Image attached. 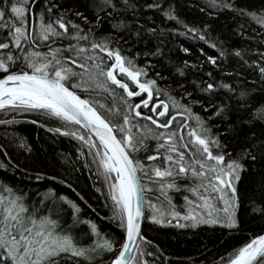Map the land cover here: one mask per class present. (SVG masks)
<instances>
[{"label":"snow or ice","instance_id":"1","mask_svg":"<svg viewBox=\"0 0 264 264\" xmlns=\"http://www.w3.org/2000/svg\"><path fill=\"white\" fill-rule=\"evenodd\" d=\"M144 8L159 13L162 21H175L183 31L146 27L137 19ZM200 11L209 16L230 14L240 21L236 35L248 40L262 38L254 51L210 44L219 54L207 56L211 65L235 57L241 72L251 69L257 74L253 87L245 81L239 88L220 85L235 94L233 107L218 105L208 97L192 98L193 93L186 90V95L177 99L160 87L158 81L165 78L159 72L157 78L142 82L147 70L139 68L136 57L126 55L120 47L121 41L127 44V37L133 34L138 41L145 34L159 41L156 52L146 56L161 53L160 46L173 35H191L208 43L209 25L189 27L171 0H86L84 11L66 7L62 0H0V111L6 115L40 112L62 121V127L48 131L71 136L82 148L87 147L88 152L81 150L80 155L93 157L96 175L107 185V193L96 188L105 199L103 207L111 208L106 219L122 233L120 240L112 239L94 221L81 219L80 205L66 196L59 200L70 207L73 223L63 227L59 222L62 206L54 213L55 219L51 209L42 215L40 206L47 195L37 193L40 199L33 202L28 193L0 180V264H95L104 256L110 257L108 264H151L148 257L154 253L141 247L152 244L146 238L145 222L173 225L175 221L174 226L181 229L202 224L238 228L237 184L245 171L244 161H255L257 153L264 158V135L253 133L244 153L232 159L211 122L219 119L223 123L227 109V113L242 112L238 118L251 121L253 127L264 123V0L259 8L245 0H207ZM110 21L115 23L101 36L103 24ZM249 30L255 36L246 35ZM180 75H184L182 70ZM125 78L138 90L130 88ZM216 87L207 83L201 91L215 96ZM116 89L124 95L117 97ZM134 97H140V102H130ZM196 105L211 115L202 117L194 111ZM143 108L149 114H143ZM15 123V115L0 119L2 125ZM68 126H78L80 131ZM4 147L0 145V150ZM20 147L31 151L24 143ZM142 151L147 163L136 158ZM150 151L154 154L148 155ZM3 154L8 155L6 151ZM8 167L14 165L0 162V168ZM149 193L155 194L154 199ZM176 194L185 202L183 212L173 202ZM79 198L84 201L83 196ZM81 224L89 229L84 235L93 238L90 244L72 234ZM219 264H264V235L220 257Z\"/></svg>","mask_w":264,"mask_h":264},{"label":"trees","instance_id":"2","mask_svg":"<svg viewBox=\"0 0 264 264\" xmlns=\"http://www.w3.org/2000/svg\"><path fill=\"white\" fill-rule=\"evenodd\" d=\"M171 2L175 5L180 19L189 27L199 29L203 28L204 23L209 25L208 43L193 39L191 35L187 37L173 35L160 46L161 53L146 56L145 53L156 52L159 41L147 34L139 41L134 34L131 37L125 34L129 42L125 44L121 41L120 47L124 49L126 55L136 57L135 63L139 68L147 70L148 75L141 77L142 82L145 79L157 78L155 73L159 72L165 78L158 81L160 87L175 95L177 99L185 96L186 90L193 93L192 98L208 97L218 105L222 103L233 107L235 94L220 85L227 83L239 88L241 81H245L248 87H253L252 81L256 80L257 74L251 69L241 72L238 58L235 57L218 59L219 66L211 65L207 61V56L218 57L219 54L217 49L210 47V44L216 42L218 47L223 44L225 48L231 45L233 50L243 48L254 51L262 38L256 36L255 39L248 40L246 36L236 35L240 21H234L230 14L209 16L207 11L201 12L200 8L207 3V0H171ZM62 3L66 7H76L84 11L86 0H62ZM245 3L259 8L262 0H245ZM86 14L91 18V11ZM137 19L141 24L146 23V27L157 26L169 31L174 28L183 31V27L175 21H162L159 13L147 8L143 9ZM111 23L115 22L103 24L101 36L109 32ZM253 27L257 26L253 25ZM246 35L255 36V33L249 30ZM181 46L189 48V53L183 52ZM137 53L138 56H136ZM181 70L184 72L183 76L180 75ZM209 72L213 74L212 77L208 76ZM237 72H241L239 77L236 75ZM230 73L232 75H229ZM125 80L129 82L126 78ZM207 83L217 85L215 96L201 91ZM181 85L184 87L181 88ZM129 86L138 90L131 82ZM116 92L117 97L124 95L120 89H116ZM142 95L146 98V94ZM140 99V97L130 98V102L139 103ZM188 102L189 100L184 101V103ZM194 111L202 117L211 115V112H204L199 105L194 106ZM142 112L145 115L149 114L146 108H143ZM13 115L17 123L0 124V145L5 146L3 150H0V162L10 163L14 167L0 168V180L22 189L30 195L33 202L40 199L37 193L47 195L45 204L40 206L42 215L49 214L51 209L55 219L54 213L61 211L62 206L59 222L63 227L73 223L70 207L59 200L60 196H66L80 205L81 219L94 221L99 225L101 232L108 233L112 239L120 240L121 230L106 219L111 215V208L103 207L105 199L96 191L99 187L107 193V185L103 183L102 177H97V165L92 162L93 157L80 155L81 150L88 152L87 147L82 148L81 142L71 136H62L48 131L50 128L62 127V121L47 117L40 112L6 115L0 111V119H12ZM241 115H243L242 112L227 113L226 109L223 123L219 119L211 122L213 130L219 134L222 143L227 145V152L231 153L232 159L244 153L245 147L252 143L253 133L257 137L264 135V123L257 122L253 127L252 122L247 119L242 122L238 118ZM32 120H36L37 123H31ZM141 123L144 122L141 121ZM68 127L72 131H80L78 126ZM21 143L30 146L31 151L20 147ZM151 147L155 148V144ZM4 151L8 153L7 156H4ZM147 154L154 153L150 151ZM257 157L255 161L251 159L244 161L245 171L242 172L241 180L237 184L240 200L236 213L238 228L229 229L222 224H202L196 228L181 229L174 226L175 221L173 225H153L145 222L146 238L150 239L152 244L147 246L141 244V247L154 253L152 257H148L151 264H219L220 257H227L251 239L264 234V211H262L264 210V158H261L258 153ZM136 158L147 163L143 151L136 154ZM85 163L88 167L84 166ZM37 175L42 179L37 180ZM49 190L52 191L49 192ZM147 195L154 199L155 194ZM80 196L84 197L87 204L80 200ZM173 202L178 211L185 210V202L181 195H174ZM108 203L111 205L110 201ZM88 205L92 207L89 208ZM88 231V227L81 224L73 229L72 234L87 245L93 239L84 235ZM109 259L108 256L97 258L95 264Z\"/></svg>","mask_w":264,"mask_h":264},{"label":"bare ground","instance_id":"3","mask_svg":"<svg viewBox=\"0 0 264 264\" xmlns=\"http://www.w3.org/2000/svg\"><path fill=\"white\" fill-rule=\"evenodd\" d=\"M101 263H103V264H106V263H107V261H102ZM101 263H100V264H101Z\"/></svg>","mask_w":264,"mask_h":264},{"label":"rangeland","instance_id":"4","mask_svg":"<svg viewBox=\"0 0 264 264\" xmlns=\"http://www.w3.org/2000/svg\"><path fill=\"white\" fill-rule=\"evenodd\" d=\"M233 158H235V157H233ZM222 206V205H221ZM97 264H100V263H97ZM101 264H103V263H101Z\"/></svg>","mask_w":264,"mask_h":264},{"label":"water","instance_id":"5","mask_svg":"<svg viewBox=\"0 0 264 264\" xmlns=\"http://www.w3.org/2000/svg\"><path fill=\"white\" fill-rule=\"evenodd\" d=\"M119 138V137H118ZM264 235V234H263Z\"/></svg>","mask_w":264,"mask_h":264}]
</instances>
